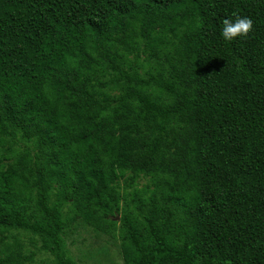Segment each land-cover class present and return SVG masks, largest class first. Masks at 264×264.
<instances>
[{
  "label": "trees",
  "instance_id": "16d2710c",
  "mask_svg": "<svg viewBox=\"0 0 264 264\" xmlns=\"http://www.w3.org/2000/svg\"><path fill=\"white\" fill-rule=\"evenodd\" d=\"M76 222L123 264H264V0H0V264H79Z\"/></svg>",
  "mask_w": 264,
  "mask_h": 264
},
{
  "label": "rangeland",
  "instance_id": "374dc122",
  "mask_svg": "<svg viewBox=\"0 0 264 264\" xmlns=\"http://www.w3.org/2000/svg\"><path fill=\"white\" fill-rule=\"evenodd\" d=\"M66 247L79 264H123L118 241L108 238L76 222L65 235ZM45 252L38 254V262L50 259Z\"/></svg>",
  "mask_w": 264,
  "mask_h": 264
},
{
  "label": "clouds",
  "instance_id": "9594fccd",
  "mask_svg": "<svg viewBox=\"0 0 264 264\" xmlns=\"http://www.w3.org/2000/svg\"><path fill=\"white\" fill-rule=\"evenodd\" d=\"M253 28V20L248 16H237L235 19H225L221 36L225 41H232L246 35Z\"/></svg>",
  "mask_w": 264,
  "mask_h": 264
}]
</instances>
